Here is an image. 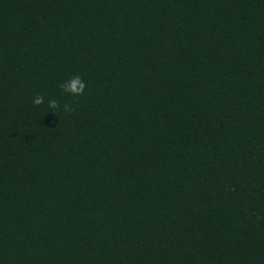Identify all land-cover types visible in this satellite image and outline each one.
Wrapping results in <instances>:
<instances>
[{
  "label": "trees",
  "instance_id": "obj_1",
  "mask_svg": "<svg viewBox=\"0 0 264 264\" xmlns=\"http://www.w3.org/2000/svg\"><path fill=\"white\" fill-rule=\"evenodd\" d=\"M0 264H264V0H0Z\"/></svg>",
  "mask_w": 264,
  "mask_h": 264
},
{
  "label": "clouds",
  "instance_id": "obj_2",
  "mask_svg": "<svg viewBox=\"0 0 264 264\" xmlns=\"http://www.w3.org/2000/svg\"><path fill=\"white\" fill-rule=\"evenodd\" d=\"M60 87L63 89L64 92L71 93L73 95H82L86 85L79 75H75L69 81L62 83ZM43 101H44V97L41 95H38L33 100V103L36 105H40L43 103ZM49 107L52 109H56L59 107V104L55 99H51L49 101ZM64 110L72 111V109L68 105L64 106Z\"/></svg>",
  "mask_w": 264,
  "mask_h": 264
}]
</instances>
